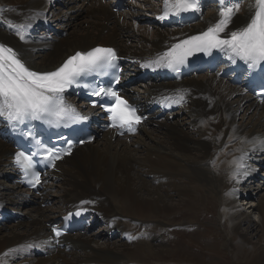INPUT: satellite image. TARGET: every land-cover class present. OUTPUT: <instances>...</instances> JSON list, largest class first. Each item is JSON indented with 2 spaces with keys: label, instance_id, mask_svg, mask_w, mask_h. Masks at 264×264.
<instances>
[{
  "label": "bare ground",
  "instance_id": "obj_1",
  "mask_svg": "<svg viewBox=\"0 0 264 264\" xmlns=\"http://www.w3.org/2000/svg\"><path fill=\"white\" fill-rule=\"evenodd\" d=\"M159 1L160 6L149 4L147 0L125 1L130 8L124 15L113 11V0L71 3L66 0H0V41L38 70H51L74 51L97 45L114 46L120 54L149 64L178 39L206 31L220 18L218 0L210 7L206 0H201V5L209 8L196 21L181 27L162 25L174 14L163 16L164 0ZM61 2L65 9L79 12L74 14L68 10L70 14H64ZM140 2H146V12L153 13L152 22L145 21L146 12L139 9L143 8ZM50 4L54 7L48 11ZM254 8L255 0H240V10L221 34L223 38L244 27ZM130 16L135 19L134 23L126 18ZM156 21L152 35L145 22ZM140 22L143 23L138 24ZM44 25L52 30L47 33ZM59 31H64L66 37H61ZM228 68L222 61L212 73H200L179 82L156 81L142 85L141 91H137L138 87H133L135 92L127 91L135 102L141 103L150 92L168 89L169 100L178 105L179 110L165 118L149 120L128 141L117 139L112 131L99 133L91 143L64 159L65 163H58L51 174L60 181L54 185L56 193L46 191L41 198L31 195L30 202L26 203L24 192L6 183V193L0 190V208L14 202L17 203L14 210L19 212L22 205L27 204L23 210L27 216L23 221L9 224V229H1L5 231H0V264H15L18 258L34 257L23 246L31 242L38 244L47 234L46 222L85 198L89 199V207L97 211L103 225L108 226L107 231L117 229L122 236L110 240L108 233H102L105 226L98 234H68L63 242L70 247L69 251L57 250L41 256L39 264H153L170 251L165 245L154 243L160 242L159 236L166 232L154 222L168 224V220H177L184 213L196 214L206 209L208 199L213 213H207L216 211L222 224L228 219L231 221L232 236L228 235L222 242L234 262L264 264V191L261 192L264 180L253 187L255 184L250 178L254 171L245 168L250 162L264 164V103H258L244 87L233 85ZM222 147L228 153L234 150L233 154L221 152ZM11 151V145L0 137V175L3 177L11 173L7 167ZM238 164H242L239 169ZM239 182L250 187L245 188ZM236 185L240 186V193L239 188L235 190ZM202 187L204 198L199 191ZM253 194L257 201L251 202L249 208L258 212L259 223L237 204L240 196L244 199ZM53 199H56L53 207H41L45 200ZM215 200L222 210L217 208ZM130 222L145 225L131 226L135 229L130 233ZM174 230L169 229L162 241L172 242ZM101 234L108 237L103 236L106 241L91 248ZM237 236V240L231 242ZM257 236L258 241L254 242ZM129 250L142 258L126 257Z\"/></svg>",
  "mask_w": 264,
  "mask_h": 264
},
{
  "label": "snow or ice",
  "instance_id": "obj_2",
  "mask_svg": "<svg viewBox=\"0 0 264 264\" xmlns=\"http://www.w3.org/2000/svg\"><path fill=\"white\" fill-rule=\"evenodd\" d=\"M219 20L206 31L180 43L174 44L168 51L145 67H166L178 72L189 56L196 52L211 55L214 49L227 53L228 59L235 64L242 61L249 69L264 64V0H255L254 13L249 22L242 28L231 31L227 38H222L233 16L239 12V0H218ZM232 4V6H226ZM190 10L199 11L196 0H164L163 16L179 15ZM23 39V36L20 37ZM116 53L110 48L97 47L88 52H76L69 56L59 67L52 71L38 72L31 70L18 57L16 52L0 44V116L10 123L25 124L27 121H41L51 126L70 127L86 117L82 116L65 98L64 93L76 81L93 72H102L106 67L113 66ZM117 82L119 77L116 78ZM100 97L108 96L115 99L109 108L112 127H127L134 131V125L140 123L141 117L136 109L128 105L112 89L101 88L93 93ZM179 102V101H177ZM95 103V102H94ZM31 136V133H28ZM83 142V141H81ZM66 150H57L46 146L42 141L35 140V152L16 154L17 164L25 170L34 169L33 157L53 163L61 159L65 152L71 151V141H67ZM243 156L240 157L242 161ZM242 167L238 164L237 168ZM34 182L39 184V174L33 171ZM79 215V213H77ZM56 236L59 230L53 229Z\"/></svg>",
  "mask_w": 264,
  "mask_h": 264
},
{
  "label": "rangeland",
  "instance_id": "obj_3",
  "mask_svg": "<svg viewBox=\"0 0 264 264\" xmlns=\"http://www.w3.org/2000/svg\"><path fill=\"white\" fill-rule=\"evenodd\" d=\"M66 1L71 3L74 1H78V0H73V1L72 0H66ZM147 2L149 4L156 5V4H158L159 0H147ZM142 3L143 2H140L139 5H142L143 8H139V9H143L146 12V9H147V7H145L146 2L144 4H142ZM206 3L209 6V2L206 1ZM207 5H205V6H207ZM61 6H63V8H61V10L64 14H70V13H68L69 9H65L63 2H61L60 7ZM208 6L206 7V10L211 5L209 7ZM49 11H50V9H49ZM69 11H71V13L73 12L72 10H69ZM150 11L151 10L146 12L147 15L145 14V21L152 22L153 18L151 16L153 15V13ZM76 12H79V10L75 9L73 13L75 14ZM149 13H152V15L150 16ZM86 15H87V13L84 12L83 16H86ZM126 18L129 20H132L131 22L134 23L135 19L132 18V16L126 17ZM146 18H148V19H146ZM142 23L140 22L138 24H142ZM145 23L147 24V26H149L148 31H150V32L152 31L151 34L153 35L154 31H153V28L151 27L152 24L151 23L149 24L147 22H145ZM138 24H136V25H138ZM58 30H61V29H58ZM45 36L53 37L54 35H49V36L45 35ZM63 36H61V37H63ZM150 36L151 35H149V37ZM64 37H66V36H64ZM142 85H145V84H142ZM138 88H140V87L138 86ZM138 88L135 87V89H138ZM230 143H228V144H230ZM78 148L80 149V147H77V149ZM221 152L230 155V154H233L234 150L231 151L230 153H228L224 150V147H222ZM261 172H263L262 175L264 176V171H261ZM259 174H261V173H259ZM256 180H259V179L257 178ZM56 182L59 183L60 181H56ZM57 183H55L54 185H56ZM239 183H240V185H243L245 188L250 187V185L248 186V184L245 182H239ZM254 184L255 185H253V187L257 186L259 183L257 184V181H255ZM5 185H6V183L1 179V176H0V190L4 189V187H7ZM237 188H239L240 190L239 189L237 190ZM203 189H204V187H202V189L199 191H202ZM235 190H237V192L240 193L241 192L240 186L236 185ZM250 190L252 191L253 188ZM48 191L51 192V194H54V193H56L55 192L56 188H54V186H53V188H49ZM262 191H264V189L261 190V192ZM0 193H2V192L0 191ZM5 193H6V190L3 191L2 194H5ZM255 193H256V191H255ZM201 195H202V198H204L205 191H202ZM55 200L56 199H53V201L49 200L51 205L48 203L49 201H47L46 202L47 204L43 203V204H41V207H53L54 204L52 205V203H54ZM208 201H210V199L206 200V203H205L206 209L202 208V210H199L200 212H198L196 214L195 213L194 214H192V213H189V214L186 213L185 214L184 213L177 220H172V219L168 220V224H163L162 222H159V221L154 222L155 226L162 227L163 229L166 230V232L163 235L159 236L161 241L160 242L156 241L154 243L156 245H160L161 247H163V245H165L166 246L165 248H168L170 251H167V254H165V255L159 256L158 257L159 259L155 260V262H153V264L156 262H162V261H163V263H167V264H236L233 260L232 254L229 253V249L226 248V250H225L223 247V245L225 244V243H223L225 238H227L228 235L232 236V233H233V231L231 230V226H232L231 221L228 219L229 221L227 220L225 223L222 224L219 220L220 219L219 216L216 215L217 212L214 211L215 214H212L213 212L209 210L210 203ZM256 201H257V198H256L255 194H253V196H246V197H244V199H243V197L240 196L237 199V204L239 205L240 209L244 210L245 214H250L249 217L251 219H253L254 222L259 223L260 219L258 217H260V216H259L258 212L254 211V210L252 211V209L249 208L250 203L251 202L255 203ZM16 204L17 203L13 202V205L7 206L5 203L4 208L9 207L14 213H17L14 210L15 206H17ZM216 204H217V208H218V201H216ZM25 205H27V204L22 205V209H21L22 211H20V213H21L20 215L22 217L21 221H23L27 216L25 214L26 211H23V210H25L24 209L25 207H23ZM218 209L222 210L220 208H218ZM207 211L212 212V213H207ZM183 221H187V222L182 223ZM175 223H177V224H175ZM9 224L14 225L15 223H8V224L6 223V225H0V231H5V230H1V229H9L10 228ZM135 224H140V223L130 222V226L128 227V229L130 230V233H131V231H133L135 229V228H131V226L134 227ZM140 225L144 226L145 224H140ZM102 227L103 226L97 225L96 230L99 231V230H101ZM169 229H175L172 232L173 241L172 242H163L162 238L165 237V234L168 232ZM95 232L96 231H93L92 233H95ZM102 233H104V231ZM117 234H119V233H117ZM103 236L107 237L105 234H101L100 238H96V241L92 242L91 248H96L93 245H97V244L101 245L103 242H105L106 240L103 239ZM258 237L259 236L255 237L253 239V241L254 242L258 241ZM115 238L116 237H112L111 239L110 238L109 239L113 241ZM237 238H238V236L232 238L231 242H235L237 240ZM115 240H117V239H115ZM125 256L126 257L129 256L132 260L137 259V258H142L141 255L136 256V254H134L132 250H129V252L126 253ZM38 258L39 257H35V256L31 257V258H26V259L18 258L16 260L15 264H39L42 261V257L40 259H38ZM1 264H3V263L1 262Z\"/></svg>",
  "mask_w": 264,
  "mask_h": 264
}]
</instances>
